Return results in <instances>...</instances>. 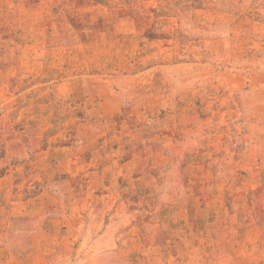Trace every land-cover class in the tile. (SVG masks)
Returning a JSON list of instances; mask_svg holds the SVG:
<instances>
[{
    "label": "rangeland",
    "instance_id": "374dc122",
    "mask_svg": "<svg viewBox=\"0 0 264 264\" xmlns=\"http://www.w3.org/2000/svg\"><path fill=\"white\" fill-rule=\"evenodd\" d=\"M0 264H264V0H0Z\"/></svg>",
    "mask_w": 264,
    "mask_h": 264
}]
</instances>
